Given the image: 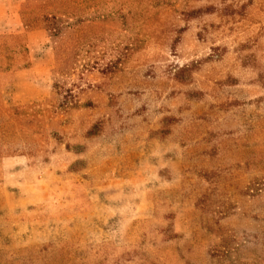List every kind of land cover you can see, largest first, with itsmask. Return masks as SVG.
I'll return each instance as SVG.
<instances>
[{"label": "rangeland", "instance_id": "rangeland-1", "mask_svg": "<svg viewBox=\"0 0 264 264\" xmlns=\"http://www.w3.org/2000/svg\"><path fill=\"white\" fill-rule=\"evenodd\" d=\"M0 264H264V0H0Z\"/></svg>", "mask_w": 264, "mask_h": 264}]
</instances>
